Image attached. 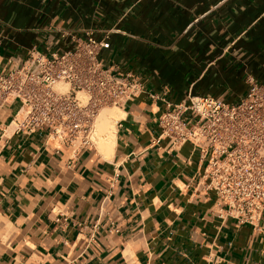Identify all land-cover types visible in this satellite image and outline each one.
<instances>
[{
	"label": "crops",
	"instance_id": "crops-1",
	"mask_svg": "<svg viewBox=\"0 0 264 264\" xmlns=\"http://www.w3.org/2000/svg\"><path fill=\"white\" fill-rule=\"evenodd\" d=\"M88 31L145 93L116 107L109 154L16 132L18 100L0 109V264H264V233L219 216L200 149H170L158 123L164 100L264 86V0H0V71Z\"/></svg>",
	"mask_w": 264,
	"mask_h": 264
},
{
	"label": "built area",
	"instance_id": "built-area-1",
	"mask_svg": "<svg viewBox=\"0 0 264 264\" xmlns=\"http://www.w3.org/2000/svg\"><path fill=\"white\" fill-rule=\"evenodd\" d=\"M74 40L73 48L51 56L33 48L22 65L0 71V109L20 101L21 116L12 122L16 132L46 128L60 145L81 151L97 144L102 108L122 107L145 90L134 73L104 68L100 54L110 46L109 34L99 39L88 31ZM164 103L160 139L170 149L186 143L200 149L202 178L222 206L219 216L264 233V86L252 81L234 102L190 94L180 103Z\"/></svg>",
	"mask_w": 264,
	"mask_h": 264
},
{
	"label": "bare ground",
	"instance_id": "bare-ground-1",
	"mask_svg": "<svg viewBox=\"0 0 264 264\" xmlns=\"http://www.w3.org/2000/svg\"><path fill=\"white\" fill-rule=\"evenodd\" d=\"M59 88H63L59 86ZM123 113V112H122ZM119 108H102L99 112L97 120V128L100 131L97 146L102 153L109 154L116 132V125L121 116H123Z\"/></svg>",
	"mask_w": 264,
	"mask_h": 264
},
{
	"label": "rangeland",
	"instance_id": "rangeland-1",
	"mask_svg": "<svg viewBox=\"0 0 264 264\" xmlns=\"http://www.w3.org/2000/svg\"><path fill=\"white\" fill-rule=\"evenodd\" d=\"M105 108H115V106H107V107H105ZM104 109V108H103ZM98 119V118H97ZM95 130H96V135H97V140L98 139H100L99 138V134H100V131H99V129L97 128V120H96V122H95ZM97 143H98V141H97ZM96 146H97V144H96Z\"/></svg>",
	"mask_w": 264,
	"mask_h": 264
}]
</instances>
